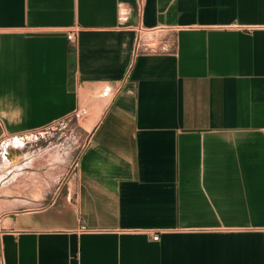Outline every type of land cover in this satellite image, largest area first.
Wrapping results in <instances>:
<instances>
[{"label": "crops", "instance_id": "obj_1", "mask_svg": "<svg viewBox=\"0 0 264 264\" xmlns=\"http://www.w3.org/2000/svg\"><path fill=\"white\" fill-rule=\"evenodd\" d=\"M74 113V189L1 218L3 264H264V0H0V139Z\"/></svg>", "mask_w": 264, "mask_h": 264}, {"label": "rangeland", "instance_id": "obj_2", "mask_svg": "<svg viewBox=\"0 0 264 264\" xmlns=\"http://www.w3.org/2000/svg\"><path fill=\"white\" fill-rule=\"evenodd\" d=\"M147 37L151 38L152 34L148 33ZM87 114L74 113L57 127L23 133V137L19 139L14 138L15 135H4L0 139V264H3L1 218L10 211L41 206L51 198H57L56 203H59V198L64 197L68 189H74L79 156L87 143L89 131L95 124L94 118ZM33 152H36L33 167L27 169L26 153ZM16 153L23 154L21 164L24 168L4 183L11 171L5 169L4 162L14 159ZM17 198L19 203L25 199L28 201L16 208L7 207L6 203Z\"/></svg>", "mask_w": 264, "mask_h": 264}, {"label": "bare ground", "instance_id": "obj_3", "mask_svg": "<svg viewBox=\"0 0 264 264\" xmlns=\"http://www.w3.org/2000/svg\"><path fill=\"white\" fill-rule=\"evenodd\" d=\"M23 154L20 153H16V156L14 157V159L7 161L6 163H4V167L5 169H11L10 173L8 174V176H4V178L1 179L2 183H3V179L5 180L4 183H7L8 181H10V179H12L13 177H15L16 175H18L24 168V165H22L21 163L23 162ZM9 172V171H8ZM17 203H19V199H14L9 201V203L7 204V207H14L15 205H18ZM6 207V208H7ZM5 209V208H4Z\"/></svg>", "mask_w": 264, "mask_h": 264}, {"label": "built area", "instance_id": "obj_4", "mask_svg": "<svg viewBox=\"0 0 264 264\" xmlns=\"http://www.w3.org/2000/svg\"><path fill=\"white\" fill-rule=\"evenodd\" d=\"M68 39L70 40V41H75V39H76V33H75V31H71V32H69L68 33ZM151 48H156V47H152L151 45H150V43H149V39L146 41L145 39H144V37H143V35H142V32L140 31V37H139V39L137 40V42H136V52L137 51H139V50H146V49H151ZM23 137V134H18V135H15L14 136V138H22ZM83 229L84 230H87V228L85 227V226H83ZM159 237H160V235H159V233L156 231L155 233H154V235H153V238L154 239H159Z\"/></svg>", "mask_w": 264, "mask_h": 264}, {"label": "trees", "instance_id": "obj_5", "mask_svg": "<svg viewBox=\"0 0 264 264\" xmlns=\"http://www.w3.org/2000/svg\"><path fill=\"white\" fill-rule=\"evenodd\" d=\"M75 52V47H74V45H71L70 46V53L72 54V53H74ZM70 65H71V74H73L74 73V63L73 62H71L70 63Z\"/></svg>", "mask_w": 264, "mask_h": 264}]
</instances>
